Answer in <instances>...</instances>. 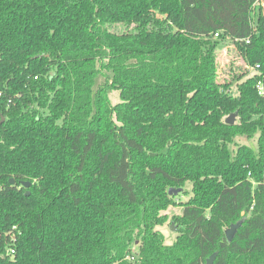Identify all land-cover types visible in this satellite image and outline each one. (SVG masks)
Listing matches in <instances>:
<instances>
[{
  "label": "trees",
  "instance_id": "obj_1",
  "mask_svg": "<svg viewBox=\"0 0 264 264\" xmlns=\"http://www.w3.org/2000/svg\"><path fill=\"white\" fill-rule=\"evenodd\" d=\"M263 1L0 0V264H264Z\"/></svg>",
  "mask_w": 264,
  "mask_h": 264
},
{
  "label": "rangeland",
  "instance_id": "obj_2",
  "mask_svg": "<svg viewBox=\"0 0 264 264\" xmlns=\"http://www.w3.org/2000/svg\"><path fill=\"white\" fill-rule=\"evenodd\" d=\"M264 2V1H263ZM264 5V4H263ZM264 8V6H263ZM118 29H121L119 27ZM217 59H218V72H219V80H222L223 78L227 77L229 73H239L243 71L245 68L250 71L249 75H251L250 68L246 67V64L242 57L238 54L237 50L232 45H225L222 48V45L217 50ZM104 76H100L96 79V83L94 85V88L99 85L101 82L104 81ZM235 87H233V90ZM108 99L111 105H114L120 101L119 93L118 91L112 90L108 93ZM236 142L238 144H247L250 147H255V140L247 141L245 138H237ZM234 148V147H233ZM190 189V183L186 184L184 187V190L189 191ZM176 205H171L168 207V209L164 212V214L167 215L168 219L167 221L158 226L156 229L160 231L165 240L166 245H171L176 237L178 236V226L173 222L172 218L173 216H177L181 214V207L179 206V202H184L188 199L187 194H177L176 196ZM173 225L175 231H172L170 229V226ZM131 250L133 252L136 251V247L134 245L131 246Z\"/></svg>",
  "mask_w": 264,
  "mask_h": 264
},
{
  "label": "water",
  "instance_id": "obj_3",
  "mask_svg": "<svg viewBox=\"0 0 264 264\" xmlns=\"http://www.w3.org/2000/svg\"><path fill=\"white\" fill-rule=\"evenodd\" d=\"M235 117H236V113L229 115V116L225 119V123H226V124H229V125H232V124L234 123V121H235ZM9 183L13 185V184H14V180H13V179H10V180H9ZM21 185H22L23 187H25V188H28L29 185H30V183L24 182V183H22ZM181 191H182V189H173V188H171V189L168 190V194H169L170 196H171V195H177V194L180 193ZM26 195H28V192L26 193ZM242 223H243V220L237 222L236 224L231 225L228 229H226V231H225V236H226L228 242L232 241L234 235L236 234L238 228L242 225ZM170 229H171L172 231H175L173 225L170 226ZM214 258H215L214 255L211 256V257L207 260L206 264H212Z\"/></svg>",
  "mask_w": 264,
  "mask_h": 264
},
{
  "label": "built area",
  "instance_id": "obj_4",
  "mask_svg": "<svg viewBox=\"0 0 264 264\" xmlns=\"http://www.w3.org/2000/svg\"><path fill=\"white\" fill-rule=\"evenodd\" d=\"M216 35H217V34H216ZM259 89H260V87H259ZM0 95H1V93H0ZM10 252H11V253H14V251H13V250H11Z\"/></svg>",
  "mask_w": 264,
  "mask_h": 264
}]
</instances>
